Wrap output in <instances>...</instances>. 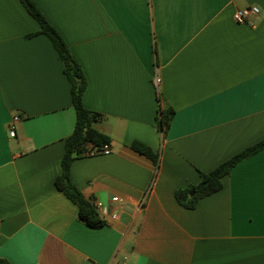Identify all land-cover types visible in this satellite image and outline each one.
Wrapping results in <instances>:
<instances>
[{"label":"crops","instance_id":"obj_1","mask_svg":"<svg viewBox=\"0 0 264 264\" xmlns=\"http://www.w3.org/2000/svg\"><path fill=\"white\" fill-rule=\"evenodd\" d=\"M34 1L81 65L83 104L101 115L96 127L112 141L110 154L74 160L70 179L118 218L87 227L56 188L76 123L70 84L50 40L28 37L40 27L20 0H0V257L264 264V150L194 209L175 198L264 139V0ZM249 6L260 9L253 25L236 22ZM158 97L175 110L165 137ZM133 141L159 154L157 168Z\"/></svg>","mask_w":264,"mask_h":264},{"label":"trees","instance_id":"obj_2","mask_svg":"<svg viewBox=\"0 0 264 264\" xmlns=\"http://www.w3.org/2000/svg\"><path fill=\"white\" fill-rule=\"evenodd\" d=\"M25 10L38 23L40 30L28 35L46 36L62 64L63 72L70 84L72 102L76 111V123L72 134L65 140V151L61 160V174L55 180L56 188L62 192L78 208V219L87 227L100 229L106 225V220L97 212L92 203L84 197L82 192L70 179L72 163L81 157L89 148L101 149L105 145H111V138L101 132L96 124L101 120V115L89 110L83 104V95L87 88V79L79 62L71 54L66 42L46 18L34 0H20ZM159 99L157 126L162 136L165 137L170 129L175 110L168 104H163ZM131 149L149 160L156 168L159 166V154L155 153L148 145L133 141ZM264 150V139L250 146L227 161L220 164L209 173L201 174V181L194 186L178 189L175 193L177 202L186 209H194L198 202L223 188V178L230 175L231 171L242 161ZM195 191L194 195L191 192ZM0 264H11L8 260L0 257Z\"/></svg>","mask_w":264,"mask_h":264},{"label":"built area","instance_id":"obj_3","mask_svg":"<svg viewBox=\"0 0 264 264\" xmlns=\"http://www.w3.org/2000/svg\"><path fill=\"white\" fill-rule=\"evenodd\" d=\"M260 14V9L257 6H249L243 9H239L235 12L234 14V19L236 22L238 23H248L249 25H253L251 19L254 17H257ZM159 78L156 77L155 82L156 84L159 83ZM19 117L16 116L13 119V123L11 125V129H10V135L12 137L15 136V127H14V122L18 121ZM111 153V147L109 145H105L103 148L101 149H97V148H89L86 152H84L82 154V156H98V155H108ZM146 197H144L140 202H139V207L141 208L144 205ZM90 202L92 203V205L95 207V209L97 210V212L100 214L101 212V216L106 220L107 218L109 219H117L118 218V214L116 212H111V213H107L104 211V204L101 201L98 200H94L91 199ZM112 202L113 203H117L122 205L125 200L122 199L121 197L115 196L112 198ZM126 264V263H123Z\"/></svg>","mask_w":264,"mask_h":264},{"label":"water","instance_id":"obj_4","mask_svg":"<svg viewBox=\"0 0 264 264\" xmlns=\"http://www.w3.org/2000/svg\"><path fill=\"white\" fill-rule=\"evenodd\" d=\"M194 194H195V191H192V192H191V195H194Z\"/></svg>","mask_w":264,"mask_h":264}]
</instances>
